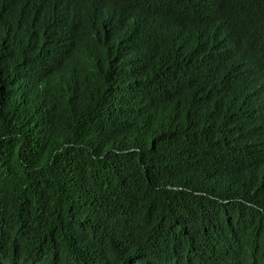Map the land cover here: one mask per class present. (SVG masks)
<instances>
[{"label":"trees","instance_id":"obj_1","mask_svg":"<svg viewBox=\"0 0 264 264\" xmlns=\"http://www.w3.org/2000/svg\"><path fill=\"white\" fill-rule=\"evenodd\" d=\"M164 2L110 91L0 55V88L34 72L43 111L35 130L0 122V264H264V59L194 44Z\"/></svg>","mask_w":264,"mask_h":264},{"label":"clouds","instance_id":"obj_2","mask_svg":"<svg viewBox=\"0 0 264 264\" xmlns=\"http://www.w3.org/2000/svg\"><path fill=\"white\" fill-rule=\"evenodd\" d=\"M261 8V0H178L176 15L188 39L212 54L234 59L253 52L264 59ZM165 13L164 0H0V55L19 58L32 50L65 89L110 91L132 72L129 49L139 48ZM40 88L30 71L1 87L0 122L35 130L43 118L35 105ZM109 108L99 98L88 115L103 119Z\"/></svg>","mask_w":264,"mask_h":264}]
</instances>
